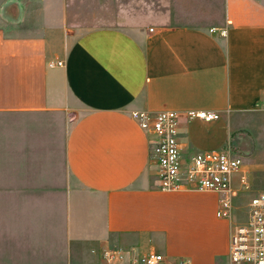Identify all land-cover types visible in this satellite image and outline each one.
I'll list each match as a JSON object with an SVG mask.
<instances>
[{
	"label": "crops",
	"instance_id": "crops-1",
	"mask_svg": "<svg viewBox=\"0 0 264 264\" xmlns=\"http://www.w3.org/2000/svg\"><path fill=\"white\" fill-rule=\"evenodd\" d=\"M68 6L0 0V264H106L107 248L120 264L151 253L229 264L253 194L238 193L221 218L219 193L162 190L132 113H217L182 119L184 156L236 154L238 135L264 132V0H226L216 28L140 1L77 27Z\"/></svg>",
	"mask_w": 264,
	"mask_h": 264
},
{
	"label": "built area",
	"instance_id": "built-area-1",
	"mask_svg": "<svg viewBox=\"0 0 264 264\" xmlns=\"http://www.w3.org/2000/svg\"><path fill=\"white\" fill-rule=\"evenodd\" d=\"M227 32L222 31L226 36ZM62 66V62H58ZM133 119L150 135V156L158 165L160 188L165 191L194 189L212 191L223 196L218 217H229L232 199L240 192L253 193L247 221L236 225L229 240V264H264V190L254 192L245 160L229 149L200 151L183 155L180 139L182 119L212 123L220 119L217 113L200 111H164L157 114L133 112ZM239 176L241 188L233 189V178ZM106 264H120L119 249L103 252ZM133 264H168L161 253H151ZM176 264H190L181 259Z\"/></svg>",
	"mask_w": 264,
	"mask_h": 264
},
{
	"label": "rangeland",
	"instance_id": "rangeland-1",
	"mask_svg": "<svg viewBox=\"0 0 264 264\" xmlns=\"http://www.w3.org/2000/svg\"><path fill=\"white\" fill-rule=\"evenodd\" d=\"M138 1L153 4L161 11L167 10L169 16L184 23L216 28L225 20L226 0H69L68 24L77 27L100 26L105 21L120 17L124 11L136 10ZM236 138L242 139V150L236 155L242 157L248 165L254 185L253 191L264 190V132L245 133ZM234 148L233 145V154L238 151ZM7 200L0 198L2 216L3 205Z\"/></svg>",
	"mask_w": 264,
	"mask_h": 264
}]
</instances>
